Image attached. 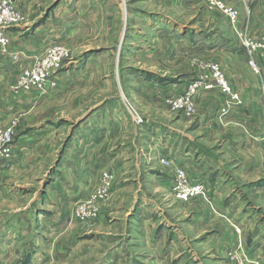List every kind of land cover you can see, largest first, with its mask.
I'll return each mask as SVG.
<instances>
[{
  "label": "rangeland",
  "instance_id": "rangeland-1",
  "mask_svg": "<svg viewBox=\"0 0 264 264\" xmlns=\"http://www.w3.org/2000/svg\"><path fill=\"white\" fill-rule=\"evenodd\" d=\"M19 3L14 0L22 21L5 29L8 51L20 39L16 30L34 22L43 29L38 48L62 46L69 57L52 72L46 93L13 88L19 93L11 100L21 107L9 101L0 118V129L13 130L7 150L0 149V228L7 224L14 238L8 259L0 246V264H31L35 249L45 264H102L127 243L139 254L137 222L148 216L135 210V201L153 195L154 222L161 221L162 207L150 175L143 193L127 190L142 168L144 150L153 148L146 127L184 132L203 111H216L223 126L222 118L242 105L229 79L231 64L239 61L234 51L244 52L250 76L264 91V77L249 67L243 45L264 34V0H41L35 9ZM15 51L8 67L23 60ZM34 52L24 57L28 64ZM3 57L0 75L7 71ZM257 62L264 66L262 57ZM212 64L239 94L240 105L227 108L218 89L201 87L194 112L173 108L168 100L195 81L212 83ZM162 158L154 163L167 165ZM198 197L207 199L206 188ZM172 215L167 220L175 224ZM243 255L250 259L241 242L227 251L233 264H249L237 260Z\"/></svg>",
  "mask_w": 264,
  "mask_h": 264
},
{
  "label": "crops",
  "instance_id": "crops-1",
  "mask_svg": "<svg viewBox=\"0 0 264 264\" xmlns=\"http://www.w3.org/2000/svg\"><path fill=\"white\" fill-rule=\"evenodd\" d=\"M19 4L35 9L41 0H21ZM35 25L32 22L25 25L24 30H16L20 39L14 46H9L10 50L3 57L7 65L12 49H16L14 54H19L20 61L23 60L13 67L7 65V71L0 75V118L8 113L9 101L15 109L21 107L11 97H17L18 90L22 93L20 77L28 65L24 57L34 51L38 53L42 48L38 47L43 42V29L35 28ZM30 26H33L31 30ZM243 53L234 51L235 59L239 61L231 64L229 72L230 84L240 92L242 105L222 118L223 126L217 125L220 117L216 111H203L184 132L175 129L172 133L167 127H146L153 148L144 150L142 168L127 190L134 196L137 192L143 193L150 175V181L160 190L156 189L154 198L162 204L158 212L161 221L152 220L156 218L157 207L151 199L153 195L144 193L140 201H135L134 207L148 216L138 219L136 227L138 245L143 251L132 253L127 249L130 243L120 244L119 249L123 252L119 249L116 253L111 251L101 260L102 264H233L228 261L227 251L238 242L250 253V259H258L264 264V91L260 93L256 77L250 76ZM13 70H18L15 80L10 78ZM13 88L18 90L12 92ZM212 122L217 127L211 126ZM166 132L169 134L165 135ZM159 157L167 159V165L157 162L160 168L155 173L150 172L157 164L154 160ZM178 168L184 169L190 180L203 181L207 199L198 197L184 202L173 198L171 182ZM131 215L136 217V213ZM171 215L175 224L168 221ZM3 225L0 246L5 255L8 252V259L14 238L8 237V226ZM235 227L240 229L239 234ZM36 251L30 258L31 264H45L41 258H36Z\"/></svg>",
  "mask_w": 264,
  "mask_h": 264
},
{
  "label": "built area",
  "instance_id": "built-area-1",
  "mask_svg": "<svg viewBox=\"0 0 264 264\" xmlns=\"http://www.w3.org/2000/svg\"><path fill=\"white\" fill-rule=\"evenodd\" d=\"M222 6V5H220ZM232 18L236 17L235 11L226 10ZM22 21V16L18 13L14 6V0H0V53L8 52V38L5 34V29L18 25ZM245 51L249 57V67L258 75L264 77V66H259L257 57H262L264 62V34L257 40H246L244 42ZM15 58L17 55L14 56ZM69 53L62 46L55 44L48 45L35 53L29 64L22 70L19 85L22 89H35L40 94L46 93L48 87H52L50 82L52 72L58 70L64 61L68 59ZM212 83H205L204 80L195 81L189 85L188 89L177 97H172L168 103L173 105V108L181 109L190 114L194 112V98L199 88H216L225 98L227 108L238 106L241 103L239 94L232 89L229 82L224 76L218 65L210 66ZM226 108V109H227ZM13 130L11 128L0 129V149L7 150V147L12 141ZM166 162L165 158L161 159ZM171 191L174 197L180 200H187L204 195L205 186L201 179L190 180L184 169L178 168L175 171L174 178L171 182ZM237 257V256H236ZM239 261L249 264H261L258 259H248L243 255L237 257Z\"/></svg>",
  "mask_w": 264,
  "mask_h": 264
},
{
  "label": "water",
  "instance_id": "water-1",
  "mask_svg": "<svg viewBox=\"0 0 264 264\" xmlns=\"http://www.w3.org/2000/svg\"><path fill=\"white\" fill-rule=\"evenodd\" d=\"M56 3H57V1L52 4V7H54L56 5Z\"/></svg>",
  "mask_w": 264,
  "mask_h": 264
}]
</instances>
